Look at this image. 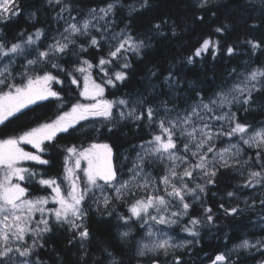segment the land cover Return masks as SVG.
Returning <instances> with one entry per match:
<instances>
[{
    "label": "snow or ice",
    "instance_id": "1",
    "mask_svg": "<svg viewBox=\"0 0 264 264\" xmlns=\"http://www.w3.org/2000/svg\"><path fill=\"white\" fill-rule=\"evenodd\" d=\"M219 2L220 0H196L195 7L209 11L212 7H218ZM46 3L50 7H58L55 19L63 20L66 26L63 31L58 30V35L52 38L53 42L43 50L40 48L41 38L45 37V30L42 28H37L32 33L21 32L16 42H6L0 37V63H3L0 68V125L7 126L13 120L20 119L39 102L50 98L62 102L59 114L54 119L37 123L16 135L0 138V264H45L38 252L44 248V237L52 233L53 225L66 226L70 233H74L68 243L79 244L81 259L87 257V243L91 239V233L85 223L88 209L84 204L89 200L97 212L103 209L109 216L112 213L107 210L110 207L114 210L115 203L127 204L130 215L118 213V218L125 225L143 222L141 227H147V236L153 239L151 244L140 245L137 253L140 257L149 253L153 257L171 256L170 264H185L182 256L176 253L188 248L194 241L199 242V226L215 223L212 208L201 205L203 220L195 216L189 217L188 224L182 230L192 237L190 240L174 242L164 231V227L175 225L182 217L188 216L193 204L201 203L202 197L206 196L208 186L215 185L221 170H234L244 177V184L238 187H264V123L259 128L241 123L237 113L232 111L236 107L237 111L243 108L247 112L249 106L256 103L254 97L257 94L264 95V67H257L243 74V78L236 84L227 91L216 92L207 102H204L202 95L198 96V102L183 109L182 114L175 104L168 107L166 101L153 107L140 93L126 94L129 98L108 100L105 98V87L114 88L129 78L128 71L132 65L128 54L139 56L148 45L143 39L127 31V25L118 33L110 31V17H114L117 8L121 7L119 0H112L103 8L89 9L82 19L72 15L73 11L78 12L79 9L66 0H46ZM244 6L252 9L258 6L260 15L264 18V0H245ZM149 7V0H141L139 7L131 5L129 11L139 12ZM20 13L19 0H0V23L6 25L13 22V18ZM212 15L215 16V13ZM29 16L32 20L36 19L35 12ZM198 19L203 20V17ZM153 27L159 32L161 24ZM225 27L227 25L217 27L214 31L223 33ZM93 32L98 33L99 38ZM81 37L86 38V45L77 42ZM102 43L109 44V51L106 57H99L96 64L80 55L87 53L89 48L100 49ZM247 43L253 52L264 51V43L261 41L249 40ZM210 47L215 58L220 50V43L211 38L203 40L195 50L194 57H201ZM70 52L77 56L78 64L68 71L58 61ZM235 52L231 46L226 49L228 56ZM33 53L34 57L28 59L27 56ZM19 57L24 58L25 64L24 71L19 73L22 83L17 84L11 69ZM194 57H188L187 62L191 64ZM114 63L119 65V70L114 67ZM94 68L102 74L101 83L91 75ZM109 68H112L111 73ZM74 72L81 74L82 82L73 75ZM60 73L68 77L70 84L80 88L77 95L83 98L70 103L67 111L63 110L65 105L61 91L53 87L64 83L60 79ZM232 73H236V70L233 69ZM150 75L155 77L157 73L153 71ZM176 81L177 78L171 71L165 77L170 88ZM217 112L221 114L217 115ZM90 118H102L106 124H112L115 120H147L148 126L155 125L159 132L140 146L143 151L137 154V163L129 169L131 175L127 180L117 175L110 144L93 142L87 147H65L63 179L67 181V187L62 189L61 183L55 178H41L39 185L51 188V194L30 198L29 188L22 186L21 182L36 176L42 177L43 174L23 167V162L49 164L42 154L58 147V135H70L78 130L77 126L84 128L85 125L81 122H88ZM106 130L111 132L113 129L108 127ZM93 131L99 133L100 129L93 127ZM225 137L236 138L238 143L217 147V141L223 143ZM22 145H31L37 151H26ZM245 145L257 150L254 156L246 155ZM148 160L167 163L168 166L159 179H154L145 171V162ZM254 160L257 165L255 170ZM69 162L71 167L68 166ZM82 162L86 164L85 167H82ZM80 173H83L86 181L83 186L80 183ZM197 180L203 183H198ZM97 192L99 196L96 195ZM138 192L142 195L137 196ZM236 195L231 191L227 193L229 198ZM186 197L193 203H189ZM49 202L58 206L49 208ZM244 204L245 208L235 206L226 209L223 204L219 207L228 216H238L248 208L255 207L256 201L248 204L245 200ZM259 204L264 207V199ZM173 207L177 210L170 211ZM153 212L156 214L153 215ZM130 234V231H123L120 237L127 239ZM250 248L264 249V240H257L253 244L244 239L234 250ZM103 251L110 258L109 264H120L108 248L105 247ZM261 255L264 256V251ZM152 264H159V260L154 258ZM165 264H169L167 259ZM212 264L235 262H230L225 253H220L212 260ZM259 264H264V259Z\"/></svg>",
    "mask_w": 264,
    "mask_h": 264
},
{
    "label": "trees",
    "instance_id": "2",
    "mask_svg": "<svg viewBox=\"0 0 264 264\" xmlns=\"http://www.w3.org/2000/svg\"><path fill=\"white\" fill-rule=\"evenodd\" d=\"M66 2L79 9L78 12L73 11L72 15L82 19L89 9L103 8L112 0H66ZM119 3L121 7L117 8L114 17H110V31L118 33L127 25V31L143 39L148 47L143 49L139 56L128 54L132 65L128 71L129 78L123 84L118 83L114 88L105 87V98L108 100L129 98L126 94L140 93L153 107L159 106L161 101H166L168 107H173L175 104L182 114L183 109L198 102V96L202 95L204 102H207L216 92L227 91L243 78V74L257 67H264V51L253 52L247 43L249 40L264 43V18L261 17L258 6L255 9L245 7V0H220L219 6L212 7L209 11L196 8V0H149L151 7L131 13L129 6L139 7L141 0H119ZM19 7L21 13L13 18V22L6 25L0 23V37L6 42H16L21 32L32 33L37 28H42L45 30V37L41 38L40 43V48L43 50L47 44L53 42L52 38L58 35V30L63 31L66 26L63 20L55 19L58 7L48 6L46 0H19ZM32 12L36 13L35 20L30 19L29 14ZM213 12L215 16L212 15ZM198 17H203V20ZM155 24H161L159 32L153 27ZM225 25L227 27L223 33L214 31L217 27ZM93 35L99 38L98 33L93 32ZM208 38L220 43V50L215 54V58L211 47L207 52L202 53L201 57H194L195 50L201 46L204 39ZM77 42L87 44L86 38L83 37ZM229 46L236 50L232 56L226 54ZM108 51L109 44L102 43L100 49L89 48L87 53L80 55L96 64L99 57L107 56ZM188 57H194L191 64L187 62ZM18 61L25 60L20 57ZM58 63L71 71L78 64L77 56L70 52ZM114 67L119 70L118 64L114 63ZM233 69L236 73H232ZM111 71L112 68H109L110 73ZM153 71L157 73L155 77L150 75ZM170 71L177 78L171 88L165 82V77ZM73 75L81 81V74L74 72ZM91 75L99 83L102 82V74L98 69L94 68ZM59 76L64 83L53 87L61 91L65 105L63 110L67 111L70 103L76 102V99L82 100L77 95L80 88L70 84L64 74L60 73ZM254 99L256 103L249 106V111L245 112L243 108L237 111L236 107H233L232 111L237 113L241 123L257 127L264 123V95L257 94ZM61 103L55 98H50L33 105L32 110L27 111L20 119L13 120L7 126L0 125V138L16 135L36 126L37 123L54 119L59 114ZM93 127L99 128V133L93 131ZM108 127L113 130L108 132L106 130ZM77 129L70 135H58L56 141L58 147L42 154L49 164L31 165L35 172L43 174L42 177L36 176L27 183L26 186L32 194L49 195L47 186L39 185L38 181L41 178L57 177L64 173L65 147L73 145L84 147L93 142L110 144L116 154L119 178H122L125 173L122 172L121 159H125L127 164L124 166L127 167L137 155L141 143L150 140L153 134L159 132L155 125L149 127L147 120L142 122L115 120L112 124H106L101 119L100 122L86 129L79 126ZM226 138H223V142ZM222 144L217 141V146ZM255 169L256 167L253 166V170ZM145 170L151 175L160 176L165 170V164L148 160L145 162ZM243 184L244 177L236 171L221 170L216 177L215 185L208 186L207 194L202 197L201 203L193 204L188 216L182 217L181 221L172 227L181 238L191 239L192 237L182 230L188 224L189 217L195 216L203 220L202 204L213 210L215 223L212 225L205 223L198 227L199 242H193L188 248L177 251L176 254L182 256L185 264H209L220 253L228 255L229 261L235 264H259L264 259L261 255L264 249L229 251L231 245L244 238L264 236V226L261 225L264 222V207L259 204V201L264 199V187L260 185L255 188L238 187ZM230 191L235 192L236 197L229 198L227 193ZM245 200L248 204H252L255 200L256 205L238 216H228L219 207L223 204L226 209L235 206L245 208ZM188 202L193 203L191 199H188ZM84 207L88 209L85 223L91 233V239L87 243L89 255L81 259L79 244L68 243L74 233H70L66 226L53 225L52 233L44 237V248L38 252L45 264H109L110 258L103 251L105 247L115 254L120 264H152L154 258L159 260V264H165L166 259L170 264L171 256L140 257L137 254V238L143 227L140 222H130L125 225L118 218V213L130 215L126 203H115L114 210L110 207L107 210L112 213L110 216L103 209L97 212L91 200L85 203ZM178 225L180 227L176 228ZM127 226L132 228V232L127 239H121L120 233L125 231Z\"/></svg>",
    "mask_w": 264,
    "mask_h": 264
},
{
    "label": "rangeland",
    "instance_id": "3",
    "mask_svg": "<svg viewBox=\"0 0 264 264\" xmlns=\"http://www.w3.org/2000/svg\"><path fill=\"white\" fill-rule=\"evenodd\" d=\"M111 43V42H110ZM34 55L35 54H32V55H28L27 56V58L28 59H32L33 57H34ZM20 58V57H19ZM19 58H17L15 61H14V63H13V66H12V69H11V71H12V73H13V76L15 77V83H17V84H19V83H22V78L19 76V73L20 72H22V71H24V68H23V65L25 64V61H23V62H20V61H18V59ZM5 63H6V61H5ZM3 67V63H0V68H2ZM93 77V76H92ZM94 78V77H93ZM82 80H83V77H81V82H82ZM98 82V81H97ZM99 83V82H98ZM82 100H83V98H82ZM221 113L220 112H217V115H220ZM101 119L102 118H90V120L88 121V122H81L82 124H84L85 125V129L86 128H88V126H91V125H93V124H95V123H97V122H100L101 121ZM80 127V126H79ZM259 127H261V125L260 126H257L256 128H259ZM225 128H227V125L225 124ZM158 134V133H157ZM148 141V140H147ZM146 142V141H145ZM145 142H142L141 143V145L142 144H144ZM229 143H231V144H236V143H238V140L236 139V138H226L225 140H224V142H223V144L222 145H219V146H217V147H219V148H223V147H227L228 145H229ZM140 145V146H141ZM24 148H25V150L26 151H37L36 149H34L31 145H22ZM84 147H87V146H84ZM244 147V149H245V152H246V155L247 156H254V154H255V152L257 151L256 149H249L246 145L245 146H243ZM140 149L138 150V152H137V154L138 153H141L142 151H143V149L141 148V147H139ZM211 155V154H210ZM135 163H137V155L134 157V159L132 160V162L127 166V167H125L124 165L125 164H127V162L125 161V159L123 158V159H121V168H122V172H124L125 173V175L121 178V179H124V180H127L128 178H129V176L131 175V173L129 172V169H132L133 168V165L135 164ZM164 164H165V168L168 166L167 165V163L166 162H163ZM31 165H40L38 162H35V161H25V162H23V167H26V168H29V169H31V170H33L32 169V166ZM68 166L69 167H71L72 165H71V162H69V164H68ZM86 166V164L84 163V162H82V167H85ZM253 166H255V167H257V165H256V162H255V160L253 161ZM118 167V166H117ZM34 171V170H33ZM146 171V170H145ZM146 172H148V171H146ZM149 173V172H148ZM164 174V172L160 175V176H162ZM64 175H65V171H64V173H61L59 176H57V177H52V178H55V179H57V181L59 182V183H61V187H62V189L63 188H66L67 187V181L66 180H64L63 178H64ZM153 176V178L154 179H159V177L160 176H154V175H152ZM36 178V177H35ZM34 179V178H33ZM33 179H31V180H26L25 182H21L22 183V186H25V187H27L26 185H27V183H30ZM46 179H49V178H46ZM86 181H85V178H84V176H83V173H80V183H81V186H83V184L85 183ZM196 182H198V183H203V181H201V180H197ZM47 188L49 189V195L51 194V188H49L48 186H47ZM29 193L31 194L30 195V198H32V197H37V196H49V195H41V194H32L31 193V190H29ZM98 196H99V192H97L96 193ZM140 195H142V193H137V196H140ZM54 206H58V205H53V203H51V202H49V204L47 205V207H49V208H51V207H54ZM177 210V208L176 207H173L172 209H170V211H176ZM156 213L155 212H153V215H155ZM37 219H39V214H37ZM181 221V220H180ZM179 221V222H180ZM140 223H143V222H140ZM176 225V224H175ZM175 225H172V226H170V227H167V226H165L164 227V231L165 232H167V234H168V236H170V237H172V239H173V241L174 242H182V241H186V240H190L189 238H181L180 236H178L173 230H172V227H174ZM261 225H263L264 226V222L263 223H261ZM160 226H157V228H159ZM178 227H180L179 225L176 227V228H178ZM176 228H174V229H176ZM125 231H130V233L132 232V228L131 227H129V226H127V227H125ZM192 239V238H191ZM244 239H247V240H249L251 243H253V244H255V242L257 241V240H264V236H261V237H257V238H244ZM244 239H242V240H240L239 242H237V243H234L233 245H231V247L229 248V251L231 252V251H234V248H235V246L236 245H239L240 243H241V241H243ZM153 242V239L152 238H149L148 236H147V227H143L142 229H141V233H140V235L138 236V238H137V246H138V249H139V247H140V245L141 244H151ZM195 242V241H194ZM184 249H186V248H184ZM181 250V249H180ZM180 250H178V251H180ZM183 250V249H182ZM237 251L238 250H243V251H258V249H256V248H250V249H236ZM148 255H152L151 253H149ZM148 255H146V256H148ZM162 256V255H161ZM162 257H164V256H162ZM214 259H215V257H214ZM213 259V260H214ZM209 264H212V261L209 263Z\"/></svg>",
    "mask_w": 264,
    "mask_h": 264
},
{
    "label": "water",
    "instance_id": "4",
    "mask_svg": "<svg viewBox=\"0 0 264 264\" xmlns=\"http://www.w3.org/2000/svg\"><path fill=\"white\" fill-rule=\"evenodd\" d=\"M113 153H114V156H113V163H114V165L116 166V169H117V175H118V177H119V171H118V168H117V163H116V154H115V152H114V150H113Z\"/></svg>",
    "mask_w": 264,
    "mask_h": 264
}]
</instances>
